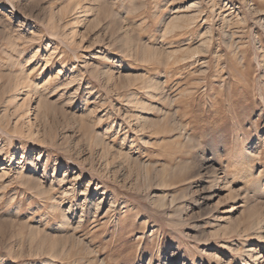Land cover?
<instances>
[{
	"label": "rangeland",
	"instance_id": "1",
	"mask_svg": "<svg viewBox=\"0 0 264 264\" xmlns=\"http://www.w3.org/2000/svg\"><path fill=\"white\" fill-rule=\"evenodd\" d=\"M0 264H264V0H0Z\"/></svg>",
	"mask_w": 264,
	"mask_h": 264
},
{
	"label": "bare ground",
	"instance_id": "2",
	"mask_svg": "<svg viewBox=\"0 0 264 264\" xmlns=\"http://www.w3.org/2000/svg\"><path fill=\"white\" fill-rule=\"evenodd\" d=\"M28 113L30 114V109H28L27 111H24V115H25V117L26 116H29L28 115ZM29 122V121H28ZM30 124V123H29ZM28 131H29V135H32V133L30 132V130L28 129ZM38 186V185H37ZM40 189V188H39ZM172 203V202H171ZM62 218H63V216H62ZM54 246H55V244H52L49 248H48V253H50V254H54Z\"/></svg>",
	"mask_w": 264,
	"mask_h": 264
}]
</instances>
